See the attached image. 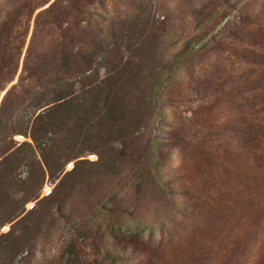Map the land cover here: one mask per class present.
Wrapping results in <instances>:
<instances>
[{
    "label": "rangeland",
    "instance_id": "obj_1",
    "mask_svg": "<svg viewBox=\"0 0 264 264\" xmlns=\"http://www.w3.org/2000/svg\"><path fill=\"white\" fill-rule=\"evenodd\" d=\"M98 2L94 8L107 21L105 54L91 85H76L65 121L72 145L94 125L88 147L99 145L105 161L94 165L99 157L89 150L80 158L87 162L83 176L63 178L75 162L57 179L46 176L41 199L48 198L27 205L40 204L31 253L15 264H264V0ZM229 22L235 25L226 31ZM134 56L136 71H123ZM117 72L113 106L105 111L97 88ZM151 77L161 86L147 116ZM143 96L138 129L134 99ZM47 100L53 104L55 96ZM34 103L23 121H33ZM100 107L102 118L94 119ZM138 131L144 163L153 161L139 192L114 162L123 144H107Z\"/></svg>",
    "mask_w": 264,
    "mask_h": 264
},
{
    "label": "trees",
    "instance_id": "obj_2",
    "mask_svg": "<svg viewBox=\"0 0 264 264\" xmlns=\"http://www.w3.org/2000/svg\"><path fill=\"white\" fill-rule=\"evenodd\" d=\"M135 1L138 2L137 6L141 7L142 0ZM2 4L4 10L0 15V264H15L19 257L24 261L31 253L29 232L35 219L33 217L38 212L40 202L48 198L41 199L46 176L49 174L50 177L57 179L70 162H75V166L64 174L63 178L70 175L83 176L82 166L87 162L80 158L89 150L97 153L99 157L94 165H102L105 161V155L99 145L88 147L92 141L87 137L95 130L94 125L90 126V131L82 134L85 138L80 135L73 145L70 144L72 139L66 132L71 130L66 128L68 123L65 121V114L71 105L70 100L75 97L76 85L82 83L86 86L93 79L96 66L105 54L107 21H101L100 14L94 8L99 4L98 0H0V7ZM41 8L44 9L35 18L31 41L27 46L32 20ZM225 16L226 14H221V18ZM210 19L211 17H208L206 20L205 17L203 23H208ZM240 23L245 24L246 21L242 18ZM231 25L235 24L227 23L225 30L227 31ZM263 29H260L262 33ZM131 59L123 71L128 70L131 73L136 71L134 65L136 57ZM118 75L120 76L121 72L108 75L97 88L96 94H103L105 97L107 107L105 111L109 107L112 109L111 87L116 83ZM17 77L19 79L14 84ZM159 78L151 77L148 82V85L150 82L152 85L147 98V106L150 109L148 111L147 108V116H150L155 105L156 89L161 86L157 85ZM88 79L89 81L84 83ZM104 91L108 92L104 94ZM50 94L55 96L53 104L47 100ZM134 100L137 101L136 122H141L138 123V129H141L144 124V96ZM33 101L35 103L30 115L33 121L31 123L23 121L30 110L28 104ZM44 106L47 108L41 110ZM101 107L94 119L102 118ZM131 118L130 114L127 120ZM16 135L30 138L32 142L15 141ZM140 139L138 131L125 139L117 137L107 142L108 147L113 141L123 144V148L117 151L118 156L113 159L114 162L117 161V168L125 169L135 178L134 182L138 183L137 192L144 186V171L150 169L153 163L152 160L144 163V148L139 147L140 143L136 145ZM258 149L261 150V147ZM35 172H39V178H35ZM58 191L56 188L50 195L53 197ZM33 201L40 204L28 209L27 205ZM127 207H121V210ZM224 209L220 207L221 211ZM7 226H10V229L3 231ZM90 229L93 233V229ZM82 232L81 229V234ZM84 235L87 237L92 234ZM133 235L139 238L138 233ZM24 253L27 254L23 257ZM75 262L76 259L72 264Z\"/></svg>",
    "mask_w": 264,
    "mask_h": 264
},
{
    "label": "snow or ice",
    "instance_id": "obj_3",
    "mask_svg": "<svg viewBox=\"0 0 264 264\" xmlns=\"http://www.w3.org/2000/svg\"><path fill=\"white\" fill-rule=\"evenodd\" d=\"M93 159H95V157H93ZM5 231H7V229H5Z\"/></svg>",
    "mask_w": 264,
    "mask_h": 264
}]
</instances>
